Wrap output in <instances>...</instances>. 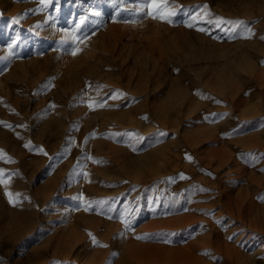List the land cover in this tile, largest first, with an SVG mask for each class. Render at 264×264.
I'll use <instances>...</instances> for the list:
<instances>
[{
	"label": "rangeland",
	"instance_id": "1",
	"mask_svg": "<svg viewBox=\"0 0 264 264\" xmlns=\"http://www.w3.org/2000/svg\"><path fill=\"white\" fill-rule=\"evenodd\" d=\"M167 11L0 0V264H264V0Z\"/></svg>",
	"mask_w": 264,
	"mask_h": 264
},
{
	"label": "snow or ice",
	"instance_id": "2",
	"mask_svg": "<svg viewBox=\"0 0 264 264\" xmlns=\"http://www.w3.org/2000/svg\"><path fill=\"white\" fill-rule=\"evenodd\" d=\"M150 2L157 9V16H155L154 18H159L162 20H169L170 22V17L176 15L175 11H167L166 14L161 13V9L166 6V0H150ZM189 27H191V25H189ZM200 30L203 31L204 29H200ZM189 159H191V157H189ZM0 172H2V170H0ZM0 183H5V181L3 179H0ZM9 195L11 198V194ZM93 241L94 243L96 242L94 237H93Z\"/></svg>",
	"mask_w": 264,
	"mask_h": 264
},
{
	"label": "bare ground",
	"instance_id": "3",
	"mask_svg": "<svg viewBox=\"0 0 264 264\" xmlns=\"http://www.w3.org/2000/svg\"><path fill=\"white\" fill-rule=\"evenodd\" d=\"M250 205V203L249 202H246L245 203V206H244V212L247 214V212H246V209H247V207ZM252 210V207L250 206L249 207V211H251ZM244 215V214H243ZM263 215V214H262ZM244 217L245 218H247V217H249V216H247V215H244ZM254 227V226H253ZM250 228V230H253L255 233H256V231H257V233L255 234V233H253V234H255L256 236H257V238L258 239H264V220L262 221V222H258V224L256 225V227H254V228ZM252 233V232H251ZM259 233V234H258ZM243 235V234H242ZM250 236V235H249ZM241 237H243V236H241Z\"/></svg>",
	"mask_w": 264,
	"mask_h": 264
}]
</instances>
